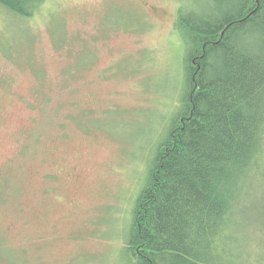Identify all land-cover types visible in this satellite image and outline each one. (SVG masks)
<instances>
[{"label":"rangeland","instance_id":"374dc122","mask_svg":"<svg viewBox=\"0 0 264 264\" xmlns=\"http://www.w3.org/2000/svg\"><path fill=\"white\" fill-rule=\"evenodd\" d=\"M205 2L0 4V264H130L137 199L180 108L177 14ZM263 193L237 209L238 264H264Z\"/></svg>","mask_w":264,"mask_h":264},{"label":"trees","instance_id":"16d2710c","mask_svg":"<svg viewBox=\"0 0 264 264\" xmlns=\"http://www.w3.org/2000/svg\"><path fill=\"white\" fill-rule=\"evenodd\" d=\"M45 1L0 4L32 16ZM175 29L186 43L180 108L137 199L130 264H238L237 209L254 199L248 188L264 191V0L180 8Z\"/></svg>","mask_w":264,"mask_h":264}]
</instances>
